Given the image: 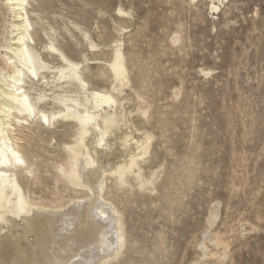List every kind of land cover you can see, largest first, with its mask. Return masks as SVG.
Instances as JSON below:
<instances>
[{
  "label": "rangeland",
  "instance_id": "374dc122",
  "mask_svg": "<svg viewBox=\"0 0 264 264\" xmlns=\"http://www.w3.org/2000/svg\"><path fill=\"white\" fill-rule=\"evenodd\" d=\"M209 5L52 0L38 12L77 55L85 41L74 26L98 45L101 63L121 42L130 81L122 96L135 90L147 111L130 118L153 136L141 165L152 190H116L107 180L104 197L121 214L126 245L106 264H264V0H223L216 14ZM39 6L31 0L30 10ZM23 131L33 139L36 126ZM48 144L34 148L43 178L34 197L58 192L67 201L74 192L53 167L56 140Z\"/></svg>",
  "mask_w": 264,
  "mask_h": 264
},
{
  "label": "bare ground",
  "instance_id": "6f19581e",
  "mask_svg": "<svg viewBox=\"0 0 264 264\" xmlns=\"http://www.w3.org/2000/svg\"><path fill=\"white\" fill-rule=\"evenodd\" d=\"M38 1L33 10L31 0L0 3V264H106L126 245L121 214L104 197L107 180L116 190H152L141 165L153 136L130 118L147 111L135 90L122 96L130 81L121 42L101 63L98 45L74 26L85 41L77 55L38 15L52 0ZM209 1L210 11L219 12L223 0ZM116 14L127 15L121 8ZM104 79L110 88L90 86ZM56 124L66 130L51 131ZM31 125L35 138L26 139ZM54 139L57 178L74 192L67 201L58 192L46 201L34 197L43 179L34 148Z\"/></svg>",
  "mask_w": 264,
  "mask_h": 264
}]
</instances>
